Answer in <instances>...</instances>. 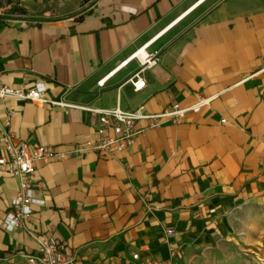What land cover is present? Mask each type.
Returning a JSON list of instances; mask_svg holds the SVG:
<instances>
[{
	"label": "crops",
	"instance_id": "0c3cea01",
	"mask_svg": "<svg viewBox=\"0 0 264 264\" xmlns=\"http://www.w3.org/2000/svg\"><path fill=\"white\" fill-rule=\"evenodd\" d=\"M84 7L0 0V88L42 83L47 98L71 106L0 102V134L65 156L37 162L45 205L13 233L3 222L19 184L0 173V264H27L34 236L65 244L76 264L167 261L172 248L182 252L173 264H223L229 243H262L264 0H97L74 15ZM143 47L160 62L135 92L128 80L141 65L130 58ZM200 97L210 105L179 124L137 122L144 132L114 157L71 153L100 125L86 108L158 114Z\"/></svg>",
	"mask_w": 264,
	"mask_h": 264
},
{
	"label": "built area",
	"instance_id": "2783aa9c",
	"mask_svg": "<svg viewBox=\"0 0 264 264\" xmlns=\"http://www.w3.org/2000/svg\"><path fill=\"white\" fill-rule=\"evenodd\" d=\"M130 59H137L141 69L133 74L128 83H131L134 91L138 92L145 87L146 81L141 73L159 64L158 53H148L146 47L135 52ZM103 83V81L99 82ZM47 88L40 83L35 88H0V102L8 99L30 101L37 104L49 105L51 107H71L61 101L51 100L46 96ZM212 98L200 97L198 101L189 108H181L178 104L172 105L161 113H146L143 107L135 111H124L116 106L110 110H98L86 108L87 111L97 114L100 122L96 130V136L92 140L78 143L71 152L82 155L94 152L101 157H114L116 153H122L127 148L134 146L138 137L144 132L137 128V122L141 120L150 121L149 129L161 126L170 120L173 124H179L186 118L187 114L195 109L210 105ZM16 115L14 111L9 112L5 126L9 127L10 120ZM15 133L8 129L2 130L0 134V148L5 154L0 156V173L8 174L18 181V191L12 199L10 210L3 222L5 231L13 233L23 227L33 213V206L45 205V201L36 196L35 192L41 189L36 183V164L38 161H48L52 158H64L63 154L54 151L51 146L39 145L29 146L25 141H16ZM174 230L167 231V235H173ZM39 248L36 252L23 253L27 264H76V256L66 253L65 244H57L47 238L34 236ZM171 260H146L145 264H173L176 256L182 255L177 248L170 250ZM137 260L139 255L134 254Z\"/></svg>",
	"mask_w": 264,
	"mask_h": 264
},
{
	"label": "rangeland",
	"instance_id": "374dc122",
	"mask_svg": "<svg viewBox=\"0 0 264 264\" xmlns=\"http://www.w3.org/2000/svg\"><path fill=\"white\" fill-rule=\"evenodd\" d=\"M261 241L249 246L240 241L236 251L227 246L224 261L229 264H264V238Z\"/></svg>",
	"mask_w": 264,
	"mask_h": 264
},
{
	"label": "trees",
	"instance_id": "16d2710c",
	"mask_svg": "<svg viewBox=\"0 0 264 264\" xmlns=\"http://www.w3.org/2000/svg\"><path fill=\"white\" fill-rule=\"evenodd\" d=\"M96 1L97 0H84L85 7L82 10H80L79 12H77L76 14H74V15H78V14L83 13L85 10L89 9ZM19 11H21L22 14H25V15L27 14L25 10L20 9ZM228 246H230V248L235 250V251L238 249L237 246L232 245L230 243L228 244ZM223 264H229V263L228 262H224Z\"/></svg>",
	"mask_w": 264,
	"mask_h": 264
},
{
	"label": "water",
	"instance_id": "95a60500",
	"mask_svg": "<svg viewBox=\"0 0 264 264\" xmlns=\"http://www.w3.org/2000/svg\"><path fill=\"white\" fill-rule=\"evenodd\" d=\"M8 4L10 5V8L7 10L8 13H12V12H18L17 8L15 5L11 4V1H8Z\"/></svg>",
	"mask_w": 264,
	"mask_h": 264
}]
</instances>
